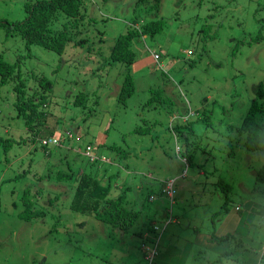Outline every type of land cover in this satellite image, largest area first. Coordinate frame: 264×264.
<instances>
[{"label": "rangeland", "instance_id": "374dc122", "mask_svg": "<svg viewBox=\"0 0 264 264\" xmlns=\"http://www.w3.org/2000/svg\"><path fill=\"white\" fill-rule=\"evenodd\" d=\"M28 1L0 0V18L21 20ZM92 2L89 9L94 8L102 22L95 24L98 33L85 44L98 53H90L85 44H67L62 54L37 45L26 49L19 36L6 35L0 28V54L6 61L17 60L26 87L35 86L40 75L51 80L45 97L46 122L53 127L52 136L64 142V146L47 143L43 147L50 153H44L16 116L10 85L1 89L0 264H146L142 244L153 249L154 240L153 264H243L241 249L233 246L232 254H222L202 237L218 238V228L210 232L213 224L225 213L236 215L235 204L243 206L238 216L245 215L244 209L254 212V206L260 211L264 204V184L255 179L264 153L246 151L236 143V127L232 129L240 124L255 85L264 83V0H160L158 11L136 0ZM133 19H163L164 26L152 38L132 40L134 92L121 103L117 95L124 65L108 64L106 55ZM152 89L159 90L154 108L145 106ZM79 93L86 94L84 105L74 104ZM161 99L165 103L159 106ZM174 112H180L182 119L177 115L172 120ZM187 121L188 129L183 126ZM145 123L155 132L154 140L128 133ZM6 139L11 141L9 148ZM87 144L93 148L90 154L101 150V158L110 160L105 164L113 158L105 145L130 151L118 165L104 166L109 171L98 170L104 176L112 170L107 179L111 188L115 182L128 186L127 205L138 209L139 215L127 229L70 209L66 196L50 204L48 198L63 191L64 185L46 184L48 191L39 188L43 181L36 177L41 172L50 166L67 169L69 161L76 168L73 150H83ZM158 144L166 151H160ZM186 150L199 152L196 155L204 160L185 167L178 155ZM80 163L84 166L83 159ZM217 177L230 185L227 211L220 210L224 192L212 183ZM168 179L175 189L171 201L160 192ZM28 187L31 199L45 210L41 218L24 220L19 214L20 196ZM152 223L156 228L147 230ZM258 232L253 240L258 241L257 250L263 235ZM246 250L242 247L245 256L251 254Z\"/></svg>", "mask_w": 264, "mask_h": 264}, {"label": "trees", "instance_id": "16d2710c", "mask_svg": "<svg viewBox=\"0 0 264 264\" xmlns=\"http://www.w3.org/2000/svg\"><path fill=\"white\" fill-rule=\"evenodd\" d=\"M92 1L93 0H29L23 5L24 17L21 20L0 18V28L3 29L6 35L12 34L19 36L22 46L26 49H30L29 47L31 45H37L55 53L62 54L67 44L83 46L88 41L89 37L98 33L95 29V24L99 21L102 22V20L100 16L95 13L94 8L93 10L89 9L93 3ZM136 1L137 4L148 5L155 11L159 10L160 0ZM163 26V19L149 21L133 19L131 22H128L126 31L115 37L109 53L107 51L106 59H108V64L121 63L124 65L122 71L123 80L117 95V100L121 103H125L126 99L134 92V79L131 74V64L134 62L135 55L131 48L132 40L144 35H148L152 38L155 34L162 31ZM85 45L91 49L90 53L92 51L98 53V51L95 50L96 48L90 43ZM100 53L99 50V54ZM37 81L35 86L27 88L25 79L21 75V68L18 67L17 60L15 62L6 61L0 54V93L3 87L10 85L8 90L13 94V106L16 116L22 119L26 133L30 135L34 141L40 142L39 144L44 153L47 152L49 155L50 152L48 148H44L43 146H48L47 143H52L47 142V139L53 137V127L46 122L49 110L45 99L47 96L46 91L50 89L51 80L40 75L37 77ZM158 91V89H152L151 92L153 96L147 98L145 106L152 108L156 106V98L154 95H157ZM85 97V93H79L74 100V104L84 105ZM164 103V99L158 102L159 106H162ZM143 108L142 106V109ZM178 113L180 112H174L172 114L174 116L172 120L177 119V115L182 119V114ZM139 115L141 119H144L141 111ZM189 125V121L183 124L186 129L189 128ZM238 125H232V129L234 130L236 127L237 131L236 143L240 142L243 148L248 152L260 151L264 153V83L260 82L255 85L253 97ZM170 127H173L172 122L169 123V128ZM169 128H167V130H169ZM175 129L179 132L181 128L178 126ZM128 133H136L138 136H151V140H154L156 137L155 132L152 133V127L146 123L144 125L137 124L128 131ZM124 137L125 134L122 135V139H124ZM55 138L57 142L53 144L64 146L62 139L58 137ZM43 140L45 142H43ZM5 141V148H9L11 146V141L9 139ZM158 145L162 146V149H159L160 151H166L165 149H167V147L165 145ZM105 146L109 149L111 156H113L110 164H105L110 161L109 159L106 161L105 158H101V150L99 152H97V150L94 155H91L82 153L81 149H74L73 153H77L78 160L76 168H73L72 162L65 158L70 162L66 164L67 169L53 168L50 166V169L45 174L41 172V175H38L39 172L36 179L43 181L40 182L42 184V186L39 187L40 190L43 189L48 191L47 189L50 188L46 189L43 187L46 184H59V188L64 185L63 187H65V189L63 191H56L53 196L48 198L50 204L57 201L60 197L66 196L68 197L66 202H68L70 209L82 214H92L97 220L109 224L112 227L127 229L135 223L139 215L138 209H134L133 205H127L129 203L128 201H130L127 200L126 196L128 186H123V184L115 182L116 189L111 188V185L107 183V179L111 178L113 173L112 170L107 176H104V173L99 175L98 170L102 168L104 171H109L110 169L104 166L114 165V162L118 165L121 159L130 154V151L116 144H108ZM198 153L199 152L188 154L186 150L183 154H180V156L178 155L180 159H183L179 161L183 163L185 167L195 164L199 165L197 160L202 161L204 158L200 157V154L197 156L196 154ZM82 159L84 160V166L80 163ZM205 172L206 171H202L201 173L205 174ZM255 179L260 184H264V164L255 172ZM168 180H166L167 183ZM167 183H164L160 188V192L165 193V195ZM212 183L215 184V188L224 192V200L221 202L220 210L227 211L226 205L229 199L228 193L230 192V185L221 177H217ZM118 187L122 189L118 190ZM261 189L264 193V187ZM30 191V187L25 188L20 196L23 210L19 214L24 220L41 218L45 214L43 207H39V205L35 204L36 202L31 199ZM38 191L39 189H36L35 193H38ZM172 198L173 197H171V200ZM236 207L237 209L235 208V210H238V206ZM259 212L260 218L257 222L253 223L252 228L255 230L251 237L254 239V237L259 234L258 231L263 229V235L258 239L261 240L262 243L264 238V204L261 206ZM240 213L241 211L239 210V214ZM155 228L156 226L154 223L147 226V230L152 231ZM228 237L230 236L225 235L215 240L219 242ZM250 247H247L248 252L251 253L248 257H252L254 261L256 260L255 264H261V260L264 257V255L259 253L262 249V245L258 250H252ZM154 257L155 255H153L150 263H152Z\"/></svg>", "mask_w": 264, "mask_h": 264}, {"label": "crops", "instance_id": "0c3cea01", "mask_svg": "<svg viewBox=\"0 0 264 264\" xmlns=\"http://www.w3.org/2000/svg\"><path fill=\"white\" fill-rule=\"evenodd\" d=\"M236 206H238V210H235ZM242 203L239 204H235L234 205V211L236 215H233V213H228L223 216H219L218 217V222L215 224H213L214 227V231H210V232H215V230L218 228V232L217 235L218 237H223V236H230L225 240H220L219 242H217V240L211 238L212 235L209 237H202L205 241L206 245L211 244L212 248L214 251H222L221 253L223 254V251L226 252L224 254L227 255V253L232 254L233 253V249L231 247H237L239 250L241 249V261L246 264H255L256 260L254 261L251 258H249V254L245 256V254L242 251V247H250L252 250H255L256 248V244L258 243V241H253L254 239L251 237V235L253 234V231L255 230L254 228H252L253 226V217L259 216L260 212L258 207L254 206V212L250 211L249 213H247L248 211H246V209H244V214L245 215H240L238 216L237 214H239V210L241 211L242 208ZM252 213L256 214L253 215ZM218 225V227H217ZM261 234H263V229L261 230ZM246 252H248V250H246ZM145 253V252H144ZM146 256V255H145ZM144 256V259L146 260V264H149V262L147 261L146 257ZM154 262V258L152 260L153 264Z\"/></svg>", "mask_w": 264, "mask_h": 264}, {"label": "clouds", "instance_id": "9594fccd", "mask_svg": "<svg viewBox=\"0 0 264 264\" xmlns=\"http://www.w3.org/2000/svg\"><path fill=\"white\" fill-rule=\"evenodd\" d=\"M153 57L156 59V58H158V55H157V53H155V55H153ZM161 65V64H160ZM164 68V67H163ZM60 137V136H59ZM54 140V141H53ZM43 142H45L44 140H43ZM47 142H52V143H56L57 142V139L55 138V137H50L49 139H47ZM87 146L89 147V149H88V153H87ZM93 148L91 147V145H89V144H87L86 146H85V148L82 150L81 149V151H82V153H84V154H90L89 152L92 150ZM91 155H94V154H91ZM168 186H170V192H171V194H170V196H168L167 195V193H166V195H167V197H169V199H170V201H171V197H173V194H174V192H175V189L173 188V181L171 180V179H169L168 180V183H167V187ZM149 198H153V195H151ZM145 236L147 235V233H145L144 234ZM144 252H145V250H144ZM260 253V252H259ZM145 255H147L146 254V252H145ZM146 257V256H145ZM147 259V258H146ZM148 261V260H147ZM149 264H151V263H149Z\"/></svg>", "mask_w": 264, "mask_h": 264}, {"label": "built area", "instance_id": "2783aa9c", "mask_svg": "<svg viewBox=\"0 0 264 264\" xmlns=\"http://www.w3.org/2000/svg\"><path fill=\"white\" fill-rule=\"evenodd\" d=\"M88 149H89V147L87 146V153H88ZM166 193H167L168 196H170V194H171V192H170V186H168L166 188ZM236 209H237V207H236ZM153 242L155 244L154 247H153V249H150V246L149 245L142 244V247L144 248V250H145V252L147 254L146 255V258L149 261V263L151 262V259H152L153 255L156 253L155 246H156L157 240H154ZM261 245H262V249L260 251V254L261 255H264V238H263V241H262Z\"/></svg>", "mask_w": 264, "mask_h": 264}]
</instances>
